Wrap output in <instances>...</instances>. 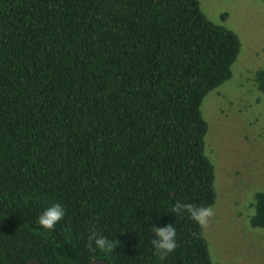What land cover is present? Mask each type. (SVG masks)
I'll use <instances>...</instances> for the list:
<instances>
[{
	"label": "trees",
	"instance_id": "16d2710c",
	"mask_svg": "<svg viewBox=\"0 0 264 264\" xmlns=\"http://www.w3.org/2000/svg\"><path fill=\"white\" fill-rule=\"evenodd\" d=\"M239 50L196 0H0V264H213L173 208L214 204L200 107ZM55 204L66 214L43 229ZM254 209L264 228V193ZM93 232L114 251L87 247Z\"/></svg>",
	"mask_w": 264,
	"mask_h": 264
},
{
	"label": "rangeland",
	"instance_id": "374dc122",
	"mask_svg": "<svg viewBox=\"0 0 264 264\" xmlns=\"http://www.w3.org/2000/svg\"><path fill=\"white\" fill-rule=\"evenodd\" d=\"M204 17L240 43L231 78L203 99L205 154L214 173L216 215L201 227L213 264H264V228H253L264 193V0H196Z\"/></svg>",
	"mask_w": 264,
	"mask_h": 264
},
{
	"label": "clouds",
	"instance_id": "9594fccd",
	"mask_svg": "<svg viewBox=\"0 0 264 264\" xmlns=\"http://www.w3.org/2000/svg\"><path fill=\"white\" fill-rule=\"evenodd\" d=\"M173 211L177 214L186 212L191 220L200 227H207L210 220L215 217V208L212 205L209 206H197L191 203L176 202ZM65 210L60 204H55L52 207L45 210L37 218L38 224L47 230H53L58 222H60L65 216ZM155 238L151 240V244L156 254L167 256L175 251L178 247L177 243V230L173 224H168L164 227H154ZM93 242L95 246L101 250L114 251L116 244L114 241L109 240L105 236L92 233L89 236V244L87 247L92 248Z\"/></svg>",
	"mask_w": 264,
	"mask_h": 264
},
{
	"label": "water",
	"instance_id": "95a60500",
	"mask_svg": "<svg viewBox=\"0 0 264 264\" xmlns=\"http://www.w3.org/2000/svg\"><path fill=\"white\" fill-rule=\"evenodd\" d=\"M27 264H40V263L37 262V261H31V262H28ZM89 264H107V263H103V262H91Z\"/></svg>",
	"mask_w": 264,
	"mask_h": 264
}]
</instances>
